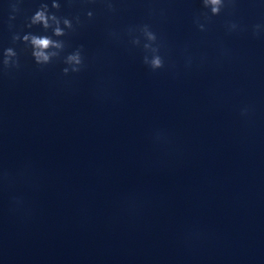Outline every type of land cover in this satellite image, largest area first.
<instances>
[{"label": "water", "instance_id": "water-1", "mask_svg": "<svg viewBox=\"0 0 264 264\" xmlns=\"http://www.w3.org/2000/svg\"><path fill=\"white\" fill-rule=\"evenodd\" d=\"M0 264H264V0H0Z\"/></svg>", "mask_w": 264, "mask_h": 264}, {"label": "clouds", "instance_id": "clouds-1", "mask_svg": "<svg viewBox=\"0 0 264 264\" xmlns=\"http://www.w3.org/2000/svg\"><path fill=\"white\" fill-rule=\"evenodd\" d=\"M226 2L229 0H202V5L204 8L209 10V14L211 16H216L220 13L222 8L225 7ZM59 5L57 3L52 4V8L56 9ZM47 8L42 6L41 10H38L35 15L31 18V25L39 24L45 30L50 27V21L52 24L55 25L53 30V35L55 37H61L64 35V32L60 28L59 24L60 21L55 16H47L46 15ZM91 16V13L88 14ZM65 28H70V22L65 19L63 21ZM235 27V26H233ZM200 29L203 30V25H200ZM144 35L149 42L155 41V35L150 32L147 27L143 29ZM16 39V37H14ZM22 42L27 43L32 49V57L36 64L38 65H46L48 64L53 58L57 57L59 52L63 49V43L59 40H53L47 36H35V35H24L22 38ZM144 48L146 50H150L152 53V57L149 60L147 56L144 58V63L148 65L153 71L160 69L163 67V60L161 56L157 54L158 49L150 48V44H145ZM52 50V51H50ZM16 53L11 49H7L4 52V60L3 64L5 67H8L10 62L15 64L14 58ZM65 64L72 66L71 70L76 72L79 70V66L82 63V58L80 55L79 50L68 55L65 58ZM69 72V68L65 67L63 69V73L67 75Z\"/></svg>", "mask_w": 264, "mask_h": 264}]
</instances>
